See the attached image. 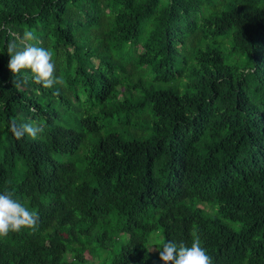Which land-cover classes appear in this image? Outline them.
Listing matches in <instances>:
<instances>
[{
    "label": "trees",
    "instance_id": "16d2710c",
    "mask_svg": "<svg viewBox=\"0 0 264 264\" xmlns=\"http://www.w3.org/2000/svg\"><path fill=\"white\" fill-rule=\"evenodd\" d=\"M26 29L62 85L8 70ZM6 191L39 227L0 264H163L193 233L213 264H264V0H0Z\"/></svg>",
    "mask_w": 264,
    "mask_h": 264
},
{
    "label": "clouds",
    "instance_id": "9594fccd",
    "mask_svg": "<svg viewBox=\"0 0 264 264\" xmlns=\"http://www.w3.org/2000/svg\"><path fill=\"white\" fill-rule=\"evenodd\" d=\"M18 42L22 46L20 49L16 39L7 43V54L10 57L7 67L12 75H18L22 70H30L34 82L45 89L64 83L62 77L55 75L53 51L38 46L39 37L35 29L24 30ZM24 83H27V80ZM17 86L19 87V84ZM10 131L17 140L25 135L35 140L44 132V125L37 122L18 124L13 120ZM38 227L39 214L35 210H29L14 199L11 192L0 194V237H6L10 232H19L25 228L35 232ZM158 251L163 264H213L212 257L201 246V238L197 233L192 234L190 247L183 242L177 244L174 241H167Z\"/></svg>",
    "mask_w": 264,
    "mask_h": 264
},
{
    "label": "rangeland",
    "instance_id": "374dc122",
    "mask_svg": "<svg viewBox=\"0 0 264 264\" xmlns=\"http://www.w3.org/2000/svg\"><path fill=\"white\" fill-rule=\"evenodd\" d=\"M158 234H160V232H158ZM155 244V243H154ZM154 247H155V249L154 250H152L153 249V247H151L152 249H151V251L152 252H156L157 251V247L154 245Z\"/></svg>",
    "mask_w": 264,
    "mask_h": 264
}]
</instances>
